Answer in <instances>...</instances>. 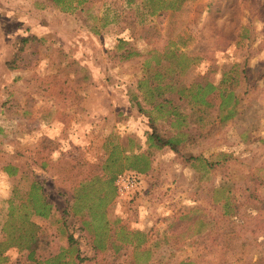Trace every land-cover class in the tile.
<instances>
[{
	"label": "rangeland",
	"instance_id": "374dc122",
	"mask_svg": "<svg viewBox=\"0 0 264 264\" xmlns=\"http://www.w3.org/2000/svg\"><path fill=\"white\" fill-rule=\"evenodd\" d=\"M22 36L36 39L18 50ZM206 84L201 102L193 94ZM221 90L237 97L232 115ZM147 115L212 166L150 145ZM123 171L135 185L120 194ZM34 178L51 204L39 220L26 194ZM67 229L84 264L257 262L264 0H0L1 263L25 258V233H45L46 255L72 264Z\"/></svg>",
	"mask_w": 264,
	"mask_h": 264
},
{
	"label": "trees",
	"instance_id": "16d2710c",
	"mask_svg": "<svg viewBox=\"0 0 264 264\" xmlns=\"http://www.w3.org/2000/svg\"><path fill=\"white\" fill-rule=\"evenodd\" d=\"M59 1L60 0H54V2H59ZM33 39H36V36H22L19 39L20 44H19L17 49L18 50L22 49L28 41L33 40ZM18 50H16L17 52L13 53L12 60L8 61L9 65H11L10 67H12V65H13L12 63L14 61V58H16L19 54ZM126 55L128 56L129 53H127ZM212 88H213V86L211 84H206L204 87L201 88V90L198 92V94L195 93L193 95H195L196 99H199L201 102H204L202 97L207 92L211 91ZM220 98H221L220 99L221 100L220 101L221 107L224 106L225 104L228 105L230 103V101H232V106H231V108L228 109V114H226V116L232 115V113H234L233 106L235 105V102L237 101V97L233 94L232 91L221 90L220 91ZM136 104L138 105V102H136ZM147 119H148V125L151 128L150 131L147 132V134H146L147 140H148L150 145H154L155 147L168 146L173 152H175V154L180 159H183L184 161L188 162L189 164H191L193 166H195V164H194V163H196V162H194L195 160L200 161L202 166H207V167L212 166V163H210L207 159H205L201 155L195 156V155L183 154V152L181 151V148L183 145H185V141L188 138L187 136L185 137L184 135H182L180 133L177 136L164 135L157 130L153 116L147 115ZM131 167L136 168L139 172H142L144 170V166L134 167L131 165ZM8 172H9V170H8ZM114 177H115V174L112 175L111 179H114ZM247 192H248V194H247V200L248 201L254 202L255 200L258 199V197L256 196L253 189H248ZM26 194L31 201V206H32L31 213L41 215V216L42 215L45 216L48 214V212L51 208V204L46 199L44 191L42 190V184L38 181V179L34 178L30 182L29 188H28ZM222 206L225 209V211H224L225 214L232 215L234 218L237 217L239 209H240V203H238L236 200H232V199L228 198L223 202ZM66 235H67L68 244L72 248L73 244L76 243L74 238H73L72 231L67 229ZM25 236H28V238H27L28 242L25 245L26 251H27L25 254V258H21V256L17 257L16 260L14 261V264H19L23 260H26L27 262H31L33 264H39L42 262H49L48 264H67L68 263V261L57 259V258L60 259L63 252H60L58 254V256L52 255V254L50 255V253L48 254V256L46 255V252H48V248H49V242H48V238H47L45 233H43V234H40V233L27 234V233H25ZM75 247L76 246H74L73 248H75ZM231 249L233 250V247ZM74 250L76 251V253L74 255V261L72 264H84L82 262L85 260V258L79 254L80 252L77 248H75ZM3 251H4L3 249H0V264H2L1 262H4L6 260V256H4L2 254ZM43 255H45V256H43ZM40 259H42L43 261H41ZM256 261L257 262L250 263V264H264V252L261 253V256H259ZM181 264H197V263H196V260L191 259V258H187V259L181 260ZM217 264H219V263H217ZM220 264H224V263L221 262Z\"/></svg>",
	"mask_w": 264,
	"mask_h": 264
},
{
	"label": "built area",
	"instance_id": "2783aa9c",
	"mask_svg": "<svg viewBox=\"0 0 264 264\" xmlns=\"http://www.w3.org/2000/svg\"><path fill=\"white\" fill-rule=\"evenodd\" d=\"M116 184L120 194L126 193L135 185V177L129 171H123L116 177Z\"/></svg>",
	"mask_w": 264,
	"mask_h": 264
},
{
	"label": "crops",
	"instance_id": "0c3cea01",
	"mask_svg": "<svg viewBox=\"0 0 264 264\" xmlns=\"http://www.w3.org/2000/svg\"><path fill=\"white\" fill-rule=\"evenodd\" d=\"M52 159L55 161L56 158H52ZM36 179H37V178H36ZM32 214H33V217H34L35 220H39V215L34 214V213H32ZM34 219H33V220H34ZM11 246H12V247H10V248H16V247L18 248L19 245H17V244H11ZM14 246H15V247H14ZM6 247H7V246H6ZM13 251H14V250H13ZM11 252H12V250H11ZM15 260H16V258H15ZM15 260H14V261H15Z\"/></svg>",
	"mask_w": 264,
	"mask_h": 264
}]
</instances>
